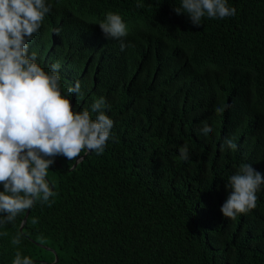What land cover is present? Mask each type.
<instances>
[{
  "label": "trees",
  "instance_id": "16d2710c",
  "mask_svg": "<svg viewBox=\"0 0 264 264\" xmlns=\"http://www.w3.org/2000/svg\"><path fill=\"white\" fill-rule=\"evenodd\" d=\"M48 2L29 52L46 69L61 64L74 110L106 98L116 141L101 155L55 158L54 203L0 228V264L17 248L34 264H264V185L247 215L220 210L242 163L264 175V0H228L235 16L199 27L175 13L181 0ZM108 12L127 24L123 51L99 27ZM77 80L85 95L67 96ZM225 138L237 149L221 151Z\"/></svg>",
  "mask_w": 264,
  "mask_h": 264
},
{
  "label": "clouds",
  "instance_id": "9594fccd",
  "mask_svg": "<svg viewBox=\"0 0 264 264\" xmlns=\"http://www.w3.org/2000/svg\"><path fill=\"white\" fill-rule=\"evenodd\" d=\"M137 6L143 4L138 2ZM51 11L48 0H0V228L14 224L37 203L51 207L57 193L47 177L56 157L71 161L82 152L101 155L110 140L116 141L114 121L106 114L111 109L106 98L100 96L90 107L74 110L62 94L61 64L56 62L46 69L37 54L29 52L30 41L40 34ZM174 11L187 14L196 27L204 18L236 15L228 0H181ZM99 27L107 39L119 41L121 51L131 46L125 43L128 29L120 14L108 12ZM66 93L85 95L79 80L68 86ZM224 111L223 106L215 108L217 115ZM212 131V126L203 122L200 132L207 136ZM226 148L236 150L237 144L225 138L221 151ZM179 159H189L187 143L180 146ZM262 185L264 175L252 164L242 163L226 184L229 194L220 209L223 216L235 220L254 210ZM0 236L6 237L8 232H0ZM22 238L23 233L17 232L11 244L19 246ZM12 264L34 261L17 248Z\"/></svg>",
  "mask_w": 264,
  "mask_h": 264
},
{
  "label": "water",
  "instance_id": "95a60500",
  "mask_svg": "<svg viewBox=\"0 0 264 264\" xmlns=\"http://www.w3.org/2000/svg\"><path fill=\"white\" fill-rule=\"evenodd\" d=\"M79 160H80V159H78L77 162H78ZM77 162H76V163H77ZM76 163H75V165H76ZM75 165H74V166H75ZM24 221H25V218H24V220H23V223H24ZM55 258H56V257H55ZM55 261H57V259H55Z\"/></svg>",
  "mask_w": 264,
  "mask_h": 264
}]
</instances>
